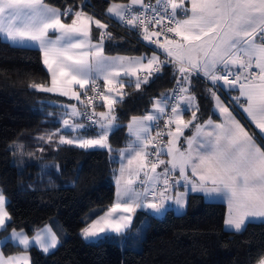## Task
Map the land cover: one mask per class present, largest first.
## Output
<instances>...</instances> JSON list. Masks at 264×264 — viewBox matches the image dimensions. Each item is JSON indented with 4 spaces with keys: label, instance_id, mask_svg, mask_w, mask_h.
<instances>
[{
    "label": "snow or ice",
    "instance_id": "1",
    "mask_svg": "<svg viewBox=\"0 0 264 264\" xmlns=\"http://www.w3.org/2000/svg\"><path fill=\"white\" fill-rule=\"evenodd\" d=\"M89 6L88 0L79 8L63 9L47 0H0V38L38 50L50 74L49 84L32 82L29 87L77 101L61 105L65 108L61 127L38 139L106 150L110 156L118 153L116 200L81 235L85 239L122 235L137 209L160 215L171 202L182 210L189 191L209 199L222 197L228 206L225 228L236 233L249 222L264 221V0H156L155 4L113 0L106 10L109 18L138 31L144 41L163 51V60L156 52L150 57L108 56L104 42L113 35L108 24L84 10ZM93 26L101 30L95 42ZM169 64L175 87L154 97L144 115L132 116L127 145L113 149L109 137L122 127L116 115V106L127 95L122 90L133 85L139 90ZM194 76L211 84L207 92L220 122L211 118L197 122L200 109L191 92ZM221 90L228 94V103L218 95ZM233 105L242 109L258 133L236 118ZM189 111L191 119L186 120ZM186 130L192 134L185 135ZM12 222L0 189V231L6 232ZM9 243L19 251L5 255ZM59 243L47 225L31 240L12 227L0 242V264H31L33 246L48 254ZM257 264H264V256Z\"/></svg>",
    "mask_w": 264,
    "mask_h": 264
},
{
    "label": "trees",
    "instance_id": "2",
    "mask_svg": "<svg viewBox=\"0 0 264 264\" xmlns=\"http://www.w3.org/2000/svg\"><path fill=\"white\" fill-rule=\"evenodd\" d=\"M47 2L63 9L69 5L79 8L84 0ZM112 2L88 0L90 6L84 8L109 25L113 39L105 40V53L128 57L152 55L153 50L134 32L109 18L106 10ZM100 31L94 30L95 41L99 40ZM32 82L50 83L40 52L13 46L0 38V189L9 200L8 210L13 217L8 230L0 232V239L8 236L12 227L33 236L46 225L60 239L59 247L49 254L31 248L32 264H257L264 256V222L248 223L240 233L227 231L226 206L205 202L198 195L190 196L184 214L169 210L156 217L140 211L126 234L87 242L81 230L115 202L118 153L110 156L106 150H83L39 140V136L61 127L64 110L60 106L73 102L36 91L29 87ZM174 83L173 67L169 64L139 90L134 85L123 89L127 95L116 106L122 127L109 137L113 149L127 145V124L131 117L151 110L153 98L170 90ZM209 87L211 84L202 77L192 78L191 92L199 104L200 123L209 118L219 120L207 92ZM232 107L242 123L256 131L244 114L235 105ZM184 118L191 119V112H186ZM191 134V130H186L185 135ZM146 218L149 226L143 237L136 238L134 230ZM3 250L8 255L19 251V247L9 243Z\"/></svg>",
    "mask_w": 264,
    "mask_h": 264
},
{
    "label": "crops",
    "instance_id": "3",
    "mask_svg": "<svg viewBox=\"0 0 264 264\" xmlns=\"http://www.w3.org/2000/svg\"><path fill=\"white\" fill-rule=\"evenodd\" d=\"M96 28H95V26H93V29H92V38H93V35H94V30H95ZM93 41L95 42V40H94V38H93ZM7 42V41H6ZM9 43V42H8ZM10 44V43H9ZM16 47H19V46H16ZM118 56H122V55H118ZM150 56H152V55H150ZM150 56H148V57H150ZM125 57H128V56H125ZM47 70V69H46ZM134 79V78H133ZM99 83H103V81H99ZM77 86H74V88H76ZM123 91V90H122ZM49 94H51V95H53V96H57V97H63V98H66L67 100H69V101H72L73 102V104H77V101L75 100V99H71V98H69V97H65V96H61V95H59V94H57V93H49ZM218 95H220L221 96V98L225 101V103H228L227 102V100L229 99V96H228V94H226V93H224L222 90L220 91V92H218ZM231 95H238V93L237 92H233V93H231ZM69 104H72V103H65V105H69ZM61 107V106H60ZM78 107H81V110H82V106H80V105H78ZM236 107V106H235ZM63 108V107H62ZM232 109H233V107H232ZM236 109L237 110H239V111H241L242 113H243V111H242V109H240V108H238V107H236ZM63 110L65 111V108H63ZM97 111H106V108H103V107H100ZM233 111H234V115L236 116V118L237 119H239V116H238V114H237V112L233 109ZM215 112V111H214ZM216 114H217V116L219 117V120L218 121H216V122H220V116H219V114L217 113V112H215ZM244 114V117H245V119H246V121L254 128V130H256L255 129V127H254V125H252L251 124V122L249 121V120H247V118H246V114L245 113H243ZM185 115V114H184ZM240 120V119H239ZM214 121V120H213ZM241 121V120H240ZM241 123H242V121H241ZM174 127V126H173ZM186 132V131H185ZM256 132L258 133V130H256ZM153 133V132H152ZM66 134H68V135H70V133H66ZM151 147V146H150ZM95 150H100V149H95ZM162 159H165V160H167L168 159V157H166V156H162ZM120 166V165H119ZM161 169H159L158 168V172L160 171ZM117 174H118V172H117ZM116 174V175H117ZM178 174V173H177ZM115 186H116V180H115ZM116 190H117V186H116ZM179 191H184V189L183 188H180L179 189ZM191 195H198V196H202L203 197V200L205 201V202H208V203H223L225 206H226V216H227V213H228V206H227V203L223 200V198L222 197H216V198H212V199H209V198H206L202 193H199V192H191V191H189V193H188V195H187V203H186V207L184 208V209H177V207L174 205V204H172L171 202H166V207H167V211H169V210H173L176 214H178V215H181V214H184L185 212H186V210H187V208H188V202H189V198H190V196ZM7 198V197H6ZM115 200H116V193H115ZM7 201L9 202V200H8V198H7ZM169 205H171V207L169 208ZM177 210V211H176ZM140 211H143V212H145V213H148V214H151V215H154V216H156V217H162V216H164L165 215V213L167 212H165L164 213V215H162V216H158V215H156V214H153V210H151V209H148V210H143V209H137V211L133 214V219H132V222H131V224L129 225V228H132L133 227V224H134V221H135V219H136V216H137V214H138V212H140ZM226 218V217H225ZM255 223H260V222H264V221H254ZM249 223H252V222H249ZM248 224V223H247ZM50 227V226H49ZM140 228V227H139ZM224 228H225V225H224ZM227 231H232V230H229V229H227V228H225ZM53 230V229H52ZM131 229H128V231L127 232H129ZM1 232V231H0ZM53 232H54V230H53ZM10 235V234H9ZM111 235H116V234H111ZM35 235H33V236H29V239L31 240L32 239V237H34ZM57 238H58V236H57ZM102 238H104L103 237V235L100 237V238H98V239H85L87 242H97V241H99L100 239H102ZM3 239L4 238H2V239H0V242H3ZM58 240L60 241V239L58 238ZM13 245V244H12ZM59 245H60V243L58 244V246H57V248L59 247ZM13 246H15V247H19V246H16V245H13ZM32 248H36V249H38L36 246H33ZM56 248V249H57ZM56 249H54V250H52V251H50L49 253H52V252H54ZM39 250V249H38ZM41 251V250H40ZM42 252V251H41ZM48 253V254H49ZM30 255V254H29ZM31 257V256H30ZM31 264H32V259H31Z\"/></svg>",
    "mask_w": 264,
    "mask_h": 264
},
{
    "label": "built area",
    "instance_id": "4",
    "mask_svg": "<svg viewBox=\"0 0 264 264\" xmlns=\"http://www.w3.org/2000/svg\"><path fill=\"white\" fill-rule=\"evenodd\" d=\"M145 2H146V3L151 2V3L155 4L156 0H145ZM121 26H122V25H121ZM124 27H126V26H124ZM126 28H128L129 31L134 32V33L136 34V36L139 38V40H140L141 42H143L144 44H146L149 48H151V49L153 50V52H156V54L160 56L161 60H163V59L165 58V56H164V54H163V51H162L161 49H158L156 45H153V44H151V43H149V42H147V41H144V40L140 37L138 31L133 30V29L130 28V27H126ZM168 35H169L170 37L173 36V34H170V33H169ZM159 39H160L161 41H163L164 37L161 36ZM253 70L255 71V69H253ZM204 81H205V80H204ZM205 82H207V81H205ZM98 83H99V82H98ZM175 83H176V82H175ZM175 83H174V85H173L172 88L175 87ZM207 83H209V82H207ZM100 84H101V83H100ZM209 84H210V83H209ZM172 88H171V89H172ZM91 94H92V93H89V95H91ZM96 103L99 104L100 101H96ZM82 110H83V107H82ZM161 127L163 128V121H161ZM155 131H156V130L154 129V130H153V133H152L153 136H155ZM163 139L166 141V140H167V136H164ZM161 158H162V157H161ZM161 166H162V165H161Z\"/></svg>",
    "mask_w": 264,
    "mask_h": 264
},
{
    "label": "rangeland",
    "instance_id": "5",
    "mask_svg": "<svg viewBox=\"0 0 264 264\" xmlns=\"http://www.w3.org/2000/svg\"><path fill=\"white\" fill-rule=\"evenodd\" d=\"M123 28H125L126 30H128V28H126V27H124V26H122ZM138 38V37H137ZM139 39V38H138ZM102 84V83H101ZM98 108L99 107H97V109L96 110H98ZM164 166L162 165V167L160 166V168L159 169H162ZM178 175V174H177ZM165 208L167 209V207H166V205H165ZM177 211V210H176ZM166 211H163V214H160V215H158V216H162V215H164V213H165ZM149 226V219L148 218H146L145 220H144V222L140 225V228H138V229H135L134 230V236L136 237V238H141V237H143V233H144V230L147 228ZM128 229H132V228H128ZM128 229L126 230V232L124 233V234H126L127 233V231H128ZM131 231V230H130ZM117 235V234H116ZM94 239V238H93Z\"/></svg>",
    "mask_w": 264,
    "mask_h": 264
}]
</instances>
